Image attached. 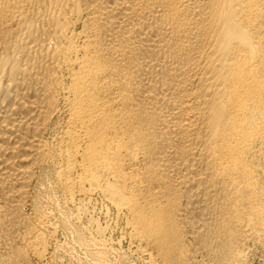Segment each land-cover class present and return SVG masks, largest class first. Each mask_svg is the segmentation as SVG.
<instances>
[{
  "label": "bare ground",
  "instance_id": "6f19581e",
  "mask_svg": "<svg viewBox=\"0 0 264 264\" xmlns=\"http://www.w3.org/2000/svg\"><path fill=\"white\" fill-rule=\"evenodd\" d=\"M40 175L149 264L264 253V0H0V264L44 257Z\"/></svg>",
  "mask_w": 264,
  "mask_h": 264
},
{
  "label": "rangeland",
  "instance_id": "374dc122",
  "mask_svg": "<svg viewBox=\"0 0 264 264\" xmlns=\"http://www.w3.org/2000/svg\"><path fill=\"white\" fill-rule=\"evenodd\" d=\"M40 177L38 176L37 182L35 180V183L33 184V188H32L33 194L30 200L31 202H29L30 204H28L26 207V212L30 214H33L34 212L35 214L37 212L35 210L39 211L40 208H43V209H40V211L42 210L41 212H44L47 209L44 214L40 213V211L39 213L44 215V218H45L44 221L47 222V225L48 224L49 226L53 225L51 226V229L53 228L54 229L52 230L51 233L53 232L54 233L53 235L49 234L47 238V241H46L47 245H45L46 246L45 249L47 250H45V254H44V257L45 256L46 257L45 258L43 257L42 260H37V258H34L33 256H31L29 260V264H101L102 262L100 263V261H98L95 258V255L92 253V249H90L89 247L87 248L86 244L84 243V241L86 242L87 240L88 241L86 243L90 241L88 244L93 243L94 245H96V243L99 244V240L103 242V244L104 242H107L105 243V246H104L107 248L109 252L107 254L106 264H109V263L110 264H149L150 263L149 252L146 251L145 249H142V250L140 249V247L142 248L143 246H141L140 242L137 241L136 239L133 240L130 234H128L130 233V231H128L129 229L127 228V225L124 219L117 218L116 211L114 209H111L105 204L108 207L106 208L104 206V202L102 198H100L99 195H94L91 198H87L86 196H84L85 198L83 196H79L77 198L80 200L77 201L78 199L76 198V203L74 205L72 203L71 205V204L65 203V196L60 192V189L55 184L52 177L46 178L41 175ZM38 196H40L42 199L40 197L38 198ZM53 199L54 201H52L53 202L52 203L51 200ZM83 203L84 205H82ZM80 206H81V209H80ZM85 209L86 211H84ZM61 213H62V216H61ZM64 213L66 217L64 216ZM52 216L55 217L56 219L53 218ZM74 220L75 222H73ZM54 223H56L57 226ZM81 223L84 225L83 227H81L82 226ZM85 228L89 229L87 232L89 231L91 232H89V234L86 233V231H83ZM79 232H83V234L82 233L81 234L83 235L84 241L82 240L83 238L81 240L79 239L80 238L79 237L80 235H78L80 234ZM93 240L95 242H93ZM80 241L81 242L83 241L85 246L82 243H80ZM247 243L243 247L244 256L242 258L241 264L243 263L244 264H264V253H263L262 248H260V246L256 242L254 241L252 242V240L248 241ZM5 250L6 249H5L4 244L0 242V258L4 256ZM6 264H9V262H7Z\"/></svg>",
  "mask_w": 264,
  "mask_h": 264
}]
</instances>
